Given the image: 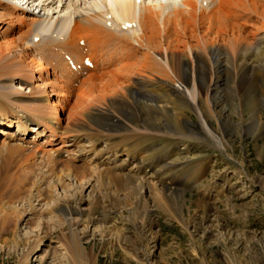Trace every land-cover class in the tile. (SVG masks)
<instances>
[{
    "label": "bare ground",
    "instance_id": "obj_1",
    "mask_svg": "<svg viewBox=\"0 0 264 264\" xmlns=\"http://www.w3.org/2000/svg\"><path fill=\"white\" fill-rule=\"evenodd\" d=\"M229 75L235 87L259 78L264 92V0H0V200L7 191L33 195L40 172L25 167L31 161L53 158L66 170L76 169L63 158L67 142L55 140L61 130L71 147L97 160L91 171L77 168L76 175L55 179L63 191L60 201H50L48 213L58 216L62 232L67 229L64 244L72 264H97L83 240L101 215L109 220L111 210L95 192V175L127 191L133 215L152 213V202L187 225L186 191L173 186L180 176L168 177L170 182L164 177L183 162L175 158L167 170L144 168L143 154L156 147L140 142L160 134L191 137L201 129L222 143L226 134L237 136L236 126L245 134L258 129V113L251 123H235V114L243 118L241 102L227 109ZM16 84H24V91ZM185 109L196 114L200 128ZM228 121L235 124L231 131H225ZM14 122L18 134L10 129ZM32 131L36 135L27 142L21 135ZM47 131L49 138L37 141ZM184 149L168 152L180 155ZM13 157L14 169L2 171ZM88 172L92 178L85 177ZM76 183L80 189L70 194ZM17 211L2 215L4 224ZM46 241L36 233L28 259L45 251L36 256L42 261Z\"/></svg>",
    "mask_w": 264,
    "mask_h": 264
},
{
    "label": "rangeland",
    "instance_id": "obj_2",
    "mask_svg": "<svg viewBox=\"0 0 264 264\" xmlns=\"http://www.w3.org/2000/svg\"><path fill=\"white\" fill-rule=\"evenodd\" d=\"M224 82V92L228 96L227 109L234 111V101L241 102L243 106V118L235 114V123L242 120L251 123L253 114L258 113V129L252 127L251 132L245 134L243 128L236 126L237 136L228 138L226 134L222 143L211 136L202 135L201 129H197L191 137L173 133L165 136L160 134L158 137H146L140 142V145L144 143L156 147L152 152L143 154L144 168L150 169V165L162 168L165 165L167 168L163 170H167L172 168L169 163H173L175 158L183 162L182 169H176V174H172L174 169H171L170 175L164 177L170 182L169 178L172 176H183V179L179 178L177 182L171 183L186 191L189 206V209L185 207L187 225L171 219L164 209L160 208V204L157 206L158 204L152 202V213L145 217L133 215L130 207H127V191L118 192L117 186L109 179L106 178L103 182L95 175V192L104 197L100 204L105 202L107 209L111 210L109 220L103 221L105 216L101 215L99 220L87 228L88 232L83 240L88 250H93L98 256L97 264H264L263 82L259 78H249L244 81L243 86L235 87L230 75L224 77ZM16 86L24 91V84ZM237 90L240 91L241 98ZM184 112L197 121L192 110L185 109ZM212 123L221 132L215 118ZM233 124L234 122L228 121L224 126L225 131L234 129ZM195 125L200 128L197 122ZM10 129L14 134L19 133L16 122ZM36 129L38 132L42 128ZM49 134L47 131V135L37 137V141L48 139ZM35 135V131H32L21 136L30 142ZM83 135L81 138L88 145L89 135ZM55 138L67 142L65 149L69 152H64L63 158L68 159L76 169L66 170L63 168L64 163L47 157L42 159V162L31 161L33 166L30 162L25 165L40 172L37 175L39 178L36 180V190L31 192L33 195L23 190L19 193H27L20 197L19 193L14 191L3 193L4 196L0 200V264H72L68 260V250L64 244V238L68 237L67 229L62 232L56 221L58 216L51 217L48 213L51 202L60 201L59 193L63 191L59 181L55 179L68 173L76 175L77 168L92 170L97 160L93 154H81L78 147H71L68 142L71 138L68 135L65 138L61 130ZM175 148L185 149L180 155L168 152ZM128 153L133 154V151ZM15 161V157L9 159V165L6 162L2 171L7 173L8 167L9 171H12ZM93 175L88 172L85 177L92 178ZM77 184L68 188L70 194L80 189ZM14 207L18 210L14 214L15 217L7 219L10 224L6 221L4 224L2 215L13 212ZM19 215L25 217V220L20 221ZM31 231L33 238L39 233L49 243V247L45 248L47 255L42 261L39 257L45 251L30 259L27 257L33 240L30 237Z\"/></svg>",
    "mask_w": 264,
    "mask_h": 264
}]
</instances>
